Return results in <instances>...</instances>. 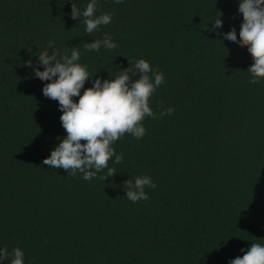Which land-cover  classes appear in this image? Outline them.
Here are the masks:
<instances>
[{"label": "trees", "instance_id": "obj_1", "mask_svg": "<svg viewBox=\"0 0 264 264\" xmlns=\"http://www.w3.org/2000/svg\"><path fill=\"white\" fill-rule=\"evenodd\" d=\"M89 2L0 0V249L19 247L25 264H229L264 244V79L249 83L251 54L224 39L235 27L239 41L240 0H97V15H115L91 35L71 17ZM106 33L116 49L84 47ZM50 42L62 55L79 47L85 89L141 58L165 74L150 107L175 112L113 145L124 157L109 161L115 176L43 164L67 136L43 95L50 81L34 75ZM142 175L157 187L132 203L124 182Z\"/></svg>", "mask_w": 264, "mask_h": 264}, {"label": "clouds", "instance_id": "obj_2", "mask_svg": "<svg viewBox=\"0 0 264 264\" xmlns=\"http://www.w3.org/2000/svg\"><path fill=\"white\" fill-rule=\"evenodd\" d=\"M116 4L123 0H114ZM239 12L243 23L239 31V41L235 27L224 34V39L237 42L240 47H247L254 63L247 70L251 74L249 83L257 84L264 79V0H240ZM97 0H90L84 10L72 4L71 17L85 25L86 34H92L112 22L114 12H102L97 15ZM219 12L212 23V30L223 26ZM219 35V33H217ZM88 51H99L102 47L114 50L118 44L111 34L106 33L103 39L85 43ZM39 64L34 75L42 81H50L43 87V95L58 101L62 126L67 136L51 151L43 164L54 169H64L73 177L82 174L85 181H91L98 173L104 172L99 179L106 180L116 175L109 161L115 164L123 162V154H117L113 145L125 134L135 139L146 135L143 121L146 117L162 118L174 114V107L163 109L159 117L150 107V98L165 83V74L153 68L146 59H138L130 67L117 71L115 78H97L92 87L85 89L86 82L92 77L87 65L79 63V47H72L71 55H62L50 42L47 49L37 53ZM28 67H33L29 60ZM139 79H133L137 74ZM83 94H81V90ZM78 97V102L74 99ZM162 104V102H160ZM126 197L132 203L149 200L146 188L155 189L156 183L150 176H137L134 180L124 182ZM245 254L229 261V264H264V244L252 243ZM11 264H25L24 252L19 247L9 254L7 248L0 249V261L9 258Z\"/></svg>", "mask_w": 264, "mask_h": 264}]
</instances>
